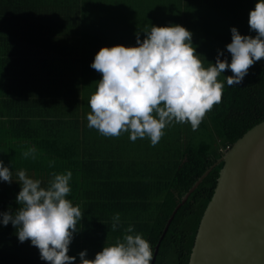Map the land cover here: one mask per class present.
Instances as JSON below:
<instances>
[{
	"label": "trees",
	"instance_id": "obj_1",
	"mask_svg": "<svg viewBox=\"0 0 264 264\" xmlns=\"http://www.w3.org/2000/svg\"><path fill=\"white\" fill-rule=\"evenodd\" d=\"M258 0H0V160L13 182L0 180V213L18 210L23 169L47 186L52 173H73L66 197L83 218L69 246L76 257L87 250L95 259L128 226L150 241L153 264H188L195 236L217 184L223 163L215 166L189 195L161 236L174 209L197 180L254 126L264 121V58L243 81L228 87L222 101L199 128L190 123L166 127L155 146L130 133L105 137L89 128V100L102 75L91 68L103 47L137 46L146 29L182 25L207 68L226 46L231 28L250 30L249 13ZM36 149V158L23 152ZM119 213L113 231V216ZM11 223L0 216V264H48L31 241L21 243Z\"/></svg>",
	"mask_w": 264,
	"mask_h": 264
},
{
	"label": "clouds",
	"instance_id": "obj_2",
	"mask_svg": "<svg viewBox=\"0 0 264 264\" xmlns=\"http://www.w3.org/2000/svg\"><path fill=\"white\" fill-rule=\"evenodd\" d=\"M250 30L256 36L241 35L231 28L232 42L226 48L231 62L219 52L215 63L206 68L192 44V32L182 25L154 26L145 30L143 40L137 34L136 45L103 47L96 54L91 68L102 75L91 95L88 127L105 137L130 133L129 139H150L155 146L165 129L175 123H190L196 131L206 114L222 101L224 83L218 80L226 70L228 87L239 85L249 69L264 58V0H258L249 13ZM36 149L23 152L35 159ZM21 190L16 197L18 210L0 213L2 224L17 229L21 243L31 241L39 249L40 258L48 264H75L69 246L77 225L83 218L79 205L66 197L72 189L73 173H52L47 186L41 179L31 178L23 169L16 173ZM0 180L11 184L13 174L0 160ZM120 222L113 216L112 230ZM80 264H153L150 241L135 233L134 226L125 235L87 259V250L79 253Z\"/></svg>",
	"mask_w": 264,
	"mask_h": 264
},
{
	"label": "water",
	"instance_id": "obj_3",
	"mask_svg": "<svg viewBox=\"0 0 264 264\" xmlns=\"http://www.w3.org/2000/svg\"><path fill=\"white\" fill-rule=\"evenodd\" d=\"M223 163L201 218L188 264H264V121L245 133L207 170L174 209ZM160 242L155 247L153 263Z\"/></svg>",
	"mask_w": 264,
	"mask_h": 264
}]
</instances>
